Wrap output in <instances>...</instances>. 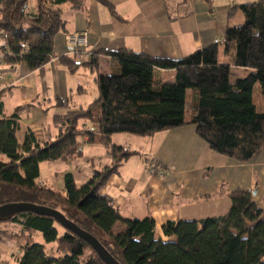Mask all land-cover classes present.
I'll use <instances>...</instances> for the list:
<instances>
[{
  "label": "trees",
  "instance_id": "16d2710c",
  "mask_svg": "<svg viewBox=\"0 0 264 264\" xmlns=\"http://www.w3.org/2000/svg\"><path fill=\"white\" fill-rule=\"evenodd\" d=\"M86 1L36 0L30 8L28 0H0L4 63H24L35 70L49 62L54 36L65 25L62 6L82 10ZM94 1L112 12L107 0ZM237 7L244 23L227 27L223 42L179 59L128 48L91 54L83 64L97 73V96L85 108L54 116L57 134L52 139L41 142L27 132L19 143V108L5 116L0 102V205L30 203L55 209L94 236L120 264H264V210L249 191L230 192L231 205L223 215L164 223L162 234L174 240L158 235L151 216L122 217L113 198L101 192L108 178L136 154L111 143L114 134L149 137L192 124L211 150L238 162L250 160L264 147V0ZM222 46L229 60L220 61ZM99 55L109 56L117 70L99 72ZM58 58L71 70L78 64L70 56ZM233 67L245 68L244 75L231 80ZM161 70L174 71L173 81H161ZM80 138L108 148L109 164L95 169L80 185L66 173L64 194L40 185L39 164L79 157ZM151 163L157 166L146 159L145 167ZM118 223L123 228L114 232ZM9 224H19L20 229L5 228ZM0 230L16 241L15 264H105L84 240L49 216L23 212L8 223L0 222ZM34 232L45 243H56V256L48 254L45 244L32 241ZM0 264L8 263L0 260Z\"/></svg>",
  "mask_w": 264,
  "mask_h": 264
},
{
  "label": "crops",
  "instance_id": "0c3cea01",
  "mask_svg": "<svg viewBox=\"0 0 264 264\" xmlns=\"http://www.w3.org/2000/svg\"><path fill=\"white\" fill-rule=\"evenodd\" d=\"M107 1L112 12L94 0H87L82 10L62 6L64 29L54 36V59L42 67L29 70L24 63H19L13 75L8 66L3 65L2 112L9 116L19 108L16 133L19 143L27 132H32L41 142L52 139L57 134L52 122L54 116L63 117L94 100L97 73L83 64L91 54L128 48L150 56L179 59L221 42L227 27L242 24L244 18L237 6L251 0ZM81 31L87 34V44L81 57L75 58L77 66L71 70L58 56L66 55L67 35ZM219 59H230L224 55L223 46ZM99 65V72L110 73L118 68L106 55H99ZM232 73L242 76L245 68L233 67ZM173 75L172 70L159 72L163 82L173 81ZM78 141L81 144L79 157L39 164L37 182L40 185L64 194L66 173L72 174L75 183L80 185L95 169L109 164L108 148L104 145L89 143L86 138ZM111 143L136 154L108 178L101 192L113 198L122 217L151 216L163 240H174L162 234L161 226L168 221L199 220L225 214L231 205L228 194L235 190L254 192L255 202L264 210V147L250 160L238 162L211 150L192 124L149 137L114 134ZM146 159L161 166L163 175L149 172L145 167ZM5 228L17 231L20 225L9 224ZM45 250L48 252L46 246ZM8 255L16 260L18 247L8 232L0 230V260L6 262Z\"/></svg>",
  "mask_w": 264,
  "mask_h": 264
},
{
  "label": "water",
  "instance_id": "95a60500",
  "mask_svg": "<svg viewBox=\"0 0 264 264\" xmlns=\"http://www.w3.org/2000/svg\"><path fill=\"white\" fill-rule=\"evenodd\" d=\"M255 194L254 192L252 193ZM23 212L52 217L64 229L84 240L105 264H120L100 242L87 231L66 219L59 211L43 205L30 203H7L0 205V222H6Z\"/></svg>",
  "mask_w": 264,
  "mask_h": 264
},
{
  "label": "built area",
  "instance_id": "2783aa9c",
  "mask_svg": "<svg viewBox=\"0 0 264 264\" xmlns=\"http://www.w3.org/2000/svg\"><path fill=\"white\" fill-rule=\"evenodd\" d=\"M223 41L224 38L221 40V42ZM66 43H67L66 55L73 58H80L81 55L84 53L83 52L84 46L87 44V34L85 31L70 33L67 35ZM5 48H6L5 40L0 39V82L5 79V73H4L5 71L3 65H7V64L4 63L3 61L4 57L1 52V50ZM53 59L54 58L52 57L51 60ZM18 64L19 63L7 65L11 74L15 75L17 73ZM147 169L149 170V172L157 174L158 176H162L164 173V169L161 166L158 165L153 166L152 163L147 165Z\"/></svg>",
  "mask_w": 264,
  "mask_h": 264
},
{
  "label": "rangeland",
  "instance_id": "374dc122",
  "mask_svg": "<svg viewBox=\"0 0 264 264\" xmlns=\"http://www.w3.org/2000/svg\"><path fill=\"white\" fill-rule=\"evenodd\" d=\"M251 1H252V0H251ZM253 1H255V0H253ZM35 2H36V0H28V6L31 8L32 6L35 5ZM32 8H33V7H32ZM240 12H241V11H240ZM241 14H242V17L244 18V15H243L242 12H241ZM243 23H244V19H243V21H242V24H243ZM100 72H101V73H106L107 70H106V71H105V70H101ZM110 72H114V71H110ZM236 77H237V76H236L234 73H232L231 80H234ZM95 87H96V86H95ZM187 95H188V99L190 100L189 97H191V95H192V91H191V90H188V91H187ZM190 106H191V105H190ZM190 106H189V105L187 106V111H186V112H189V111H190ZM261 108H262V105H261V102H259V109H261ZM20 141H21V139H20ZM1 159H5L4 156H1ZM39 180H40V179H39ZM77 185H78V183H77ZM1 223H4V222H1ZM6 223H8V221H6ZM57 227H58V229H59V234H61L62 229H61L59 226H57ZM122 228H123V225H122L121 223H118V224H116V225L114 226V232H119ZM32 241H33V242H41V243L45 244L46 248L48 249V252H49L48 254H49V255H51V256H56V255H57V253H56V243H55V242L45 243L40 233H38V232H34V233H33V237H32ZM5 258H6V259H4V258H3V259H4L6 262H8V264H15V263H16L15 258H11V255H8V256L5 257Z\"/></svg>",
  "mask_w": 264,
  "mask_h": 264
}]
</instances>
